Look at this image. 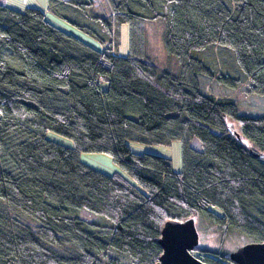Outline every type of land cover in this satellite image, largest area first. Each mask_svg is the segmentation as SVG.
Returning a JSON list of instances; mask_svg holds the SVG:
<instances>
[{
	"label": "trees",
	"instance_id": "1",
	"mask_svg": "<svg viewBox=\"0 0 264 264\" xmlns=\"http://www.w3.org/2000/svg\"><path fill=\"white\" fill-rule=\"evenodd\" d=\"M107 1L109 17L92 12L94 0H49L97 44L41 9L0 2V264H158L165 223L192 217L264 243V113L240 114L237 96L201 81L264 96V0ZM148 22L163 24L177 71L147 55ZM124 23L130 52L120 56L114 30L119 38ZM209 49L238 72H217ZM129 139L179 140L183 170L134 152ZM82 152L111 155L128 176L93 168ZM82 209L103 220H84Z\"/></svg>",
	"mask_w": 264,
	"mask_h": 264
},
{
	"label": "rangeland",
	"instance_id": "2",
	"mask_svg": "<svg viewBox=\"0 0 264 264\" xmlns=\"http://www.w3.org/2000/svg\"><path fill=\"white\" fill-rule=\"evenodd\" d=\"M97 4L94 5L92 12L98 15L109 17L112 13L111 8L107 0H96ZM10 6L24 10L27 7H33L41 9L46 12L48 18L57 26L65 29L69 32H73L89 41L93 44H97L95 40L87 36L83 31L75 28L68 20L57 16L55 13L49 10V0H11ZM68 9V8H67ZM65 9V10H67ZM70 19L74 18L72 11H67ZM75 20V19H74ZM94 27L96 24L91 23ZM116 43L118 40L117 53L120 56H127L130 52V28L129 25L124 23L120 27L119 38L115 32ZM164 34L165 28L160 22H148L146 24V52L149 58L156 63L161 69H170L172 71H177L179 68L178 62L175 58L168 56L164 47ZM206 56L215 61V69L217 72H238L232 65V59L229 55L217 51V49L207 50ZM211 62V61H210ZM202 87L216 94L229 93L239 98V111L240 114L248 116H260L264 113V96L250 95L247 93V84L243 83L237 91H231L218 84L217 81L211 80L210 78L201 77ZM108 83L106 81H101L100 88L106 90ZM48 138L54 142L62 144L68 148H74V143L70 138L57 134L55 132L49 131ZM128 144L130 148L136 153H153L161 156L168 157L172 160L173 169L176 172H181L183 170V159H182V147L179 140L173 141L170 145H160V144H146L139 142L135 139H129ZM195 145H199L198 141H194ZM82 162L92 166L93 168L106 173L112 174L116 171L123 173L128 176L126 171L116 164L113 157L106 153H86L82 152L79 154ZM80 217L87 221H99L95 214L82 209L80 211ZM103 220V219H102ZM196 225L199 231V244L197 249H208L213 252L220 253L228 257L231 252L235 251L238 247L252 242L251 239L240 235L235 232L223 233L217 226L196 219ZM195 255V254H194ZM196 256V255H195ZM225 264H235L230 259H223Z\"/></svg>",
	"mask_w": 264,
	"mask_h": 264
},
{
	"label": "water",
	"instance_id": "3",
	"mask_svg": "<svg viewBox=\"0 0 264 264\" xmlns=\"http://www.w3.org/2000/svg\"><path fill=\"white\" fill-rule=\"evenodd\" d=\"M159 243L163 254L158 264H206L194 255L199 244L195 217L185 221H167ZM228 259L235 264H264V243L244 244L231 252Z\"/></svg>",
	"mask_w": 264,
	"mask_h": 264
},
{
	"label": "crops",
	"instance_id": "4",
	"mask_svg": "<svg viewBox=\"0 0 264 264\" xmlns=\"http://www.w3.org/2000/svg\"><path fill=\"white\" fill-rule=\"evenodd\" d=\"M10 1L11 0H0V2L1 3H3V4H7V5H9L10 6ZM63 1H65V0H63ZM95 2H96V4H97V1L96 0H94ZM96 4H95V6H96ZM196 147V146H195Z\"/></svg>",
	"mask_w": 264,
	"mask_h": 264
}]
</instances>
